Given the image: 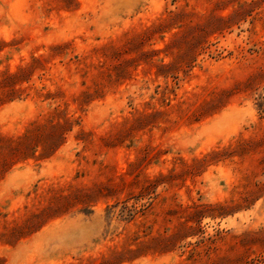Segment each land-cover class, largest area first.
<instances>
[{"label": "rangeland", "instance_id": "1", "mask_svg": "<svg viewBox=\"0 0 264 264\" xmlns=\"http://www.w3.org/2000/svg\"><path fill=\"white\" fill-rule=\"evenodd\" d=\"M0 264H264V0H0Z\"/></svg>", "mask_w": 264, "mask_h": 264}, {"label": "trees", "instance_id": "2", "mask_svg": "<svg viewBox=\"0 0 264 264\" xmlns=\"http://www.w3.org/2000/svg\"><path fill=\"white\" fill-rule=\"evenodd\" d=\"M27 139H28V136L27 135H23L20 137V141L15 144V145H10L9 146V149H10V152L8 155H6V157H4V162H7L10 160V155L12 154H25L26 150H27Z\"/></svg>", "mask_w": 264, "mask_h": 264}]
</instances>
